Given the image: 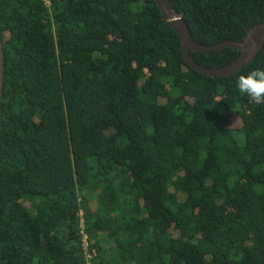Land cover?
<instances>
[{"label": "trees", "instance_id": "1", "mask_svg": "<svg viewBox=\"0 0 264 264\" xmlns=\"http://www.w3.org/2000/svg\"><path fill=\"white\" fill-rule=\"evenodd\" d=\"M201 46L264 0H171ZM0 264H264V104L185 61L154 0H0ZM208 69L241 53L192 51Z\"/></svg>", "mask_w": 264, "mask_h": 264}, {"label": "water", "instance_id": "2", "mask_svg": "<svg viewBox=\"0 0 264 264\" xmlns=\"http://www.w3.org/2000/svg\"><path fill=\"white\" fill-rule=\"evenodd\" d=\"M162 14V19L169 27L176 31L180 37L181 47L185 61L198 73L214 78H227L238 74L245 67L251 64L264 48V25H258L252 28L245 39L241 42L228 41L215 46L198 45L190 33L189 27L185 22V15L178 13L171 3V0H154ZM234 49L241 53L240 58L233 64L221 69H208L197 64L192 51L198 53H210L222 49ZM5 88V60L4 46L0 33V120L2 111V101Z\"/></svg>", "mask_w": 264, "mask_h": 264}, {"label": "clouds", "instance_id": "3", "mask_svg": "<svg viewBox=\"0 0 264 264\" xmlns=\"http://www.w3.org/2000/svg\"><path fill=\"white\" fill-rule=\"evenodd\" d=\"M236 87L239 93L257 103L264 104V69L257 68L239 76Z\"/></svg>", "mask_w": 264, "mask_h": 264}]
</instances>
